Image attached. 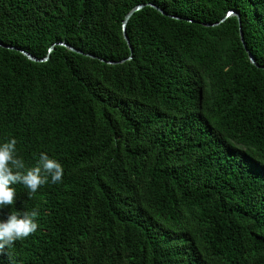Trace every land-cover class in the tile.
<instances>
[{
    "label": "trees",
    "instance_id": "16d2710c",
    "mask_svg": "<svg viewBox=\"0 0 264 264\" xmlns=\"http://www.w3.org/2000/svg\"><path fill=\"white\" fill-rule=\"evenodd\" d=\"M0 45V143L64 170L0 264H264V0H0Z\"/></svg>",
    "mask_w": 264,
    "mask_h": 264
},
{
    "label": "clouds",
    "instance_id": "9594fccd",
    "mask_svg": "<svg viewBox=\"0 0 264 264\" xmlns=\"http://www.w3.org/2000/svg\"><path fill=\"white\" fill-rule=\"evenodd\" d=\"M17 141L10 138L0 143V209L12 207L17 200V189L14 185H22L31 194L42 186L62 182L63 166L47 153H39L34 166L26 167L22 157L17 154ZM38 210L11 211L5 221H0V255L5 249L12 248L16 241L26 239L39 228Z\"/></svg>",
    "mask_w": 264,
    "mask_h": 264
},
{
    "label": "water",
    "instance_id": "95a60500",
    "mask_svg": "<svg viewBox=\"0 0 264 264\" xmlns=\"http://www.w3.org/2000/svg\"><path fill=\"white\" fill-rule=\"evenodd\" d=\"M147 6L153 8L154 10H156L157 12H159L161 15H164V13L159 10L158 8L154 7L153 5L151 4H146ZM145 5H137L135 7H133L131 10H129L123 17L122 21H121V37L123 39V41L125 42L126 46L128 47V50L130 51V46H129V43H128V40H127V37L125 35V24L127 22V20L130 18V16L133 14V12L135 11H138L140 10L141 8H143ZM234 16L236 18V21H237V25H238V35H239V40H240V43L242 45V47L244 48V50L246 51L247 53V58H248V61L250 64L252 65H255L254 63V60L253 58L251 57V55L247 52V50L245 49V46L243 44V40H242V37H241V32L239 30V19H238V16L236 13H234L233 11H227L224 15V17L221 19L224 20L225 18H229V17H232ZM57 45L59 46H62L64 47L65 49H67L68 51L70 52H73V53H76V54H82L80 51L68 46V45H65L63 43H57ZM1 47H5V48H8L6 46H3V45H0ZM54 44L51 45L48 49H47V52H46V56L43 58V59H36V58H33L32 56H30L28 53L24 52V51H19L21 55H23L26 59H28L29 61H32V62H44L47 60L48 58V55H49V52L52 50ZM84 56H87L89 58H94L93 56L91 55H88V54H82ZM130 59V56H128L126 59H123L121 61H118V62H109V61H103L101 59H98L100 62H103L105 64H108V65H116L118 63H122L123 61L125 60H129Z\"/></svg>",
    "mask_w": 264,
    "mask_h": 264
}]
</instances>
